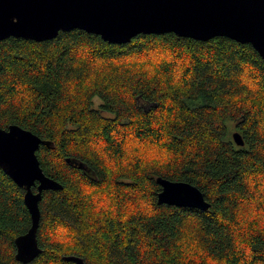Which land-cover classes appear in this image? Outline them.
I'll use <instances>...</instances> for the list:
<instances>
[{
	"label": "trees",
	"instance_id": "16d2710c",
	"mask_svg": "<svg viewBox=\"0 0 264 264\" xmlns=\"http://www.w3.org/2000/svg\"><path fill=\"white\" fill-rule=\"evenodd\" d=\"M11 124L55 143L37 153L63 185L43 192V250L26 264H264V61L250 43L171 32L115 44L82 29L1 40ZM158 176L196 185L211 208L160 204ZM24 193L0 167V264H24Z\"/></svg>",
	"mask_w": 264,
	"mask_h": 264
},
{
	"label": "water",
	"instance_id": "95a60500",
	"mask_svg": "<svg viewBox=\"0 0 264 264\" xmlns=\"http://www.w3.org/2000/svg\"><path fill=\"white\" fill-rule=\"evenodd\" d=\"M72 29L100 35L115 44L129 43L139 34L172 32L201 41L225 36L250 43L264 61V0H0V41L17 37L41 42ZM233 139L237 145L245 143L239 131L233 133ZM41 145L55 147L52 140L18 124L0 126V167L24 189L32 219L28 231L15 238L16 258L24 264L43 250L38 240L43 192L63 188L42 168L37 153ZM67 161L83 166L71 158ZM156 181L161 186L160 204L203 211L212 206L192 183L162 176ZM62 257L92 264L78 254Z\"/></svg>",
	"mask_w": 264,
	"mask_h": 264
},
{
	"label": "rangeland",
	"instance_id": "374dc122",
	"mask_svg": "<svg viewBox=\"0 0 264 264\" xmlns=\"http://www.w3.org/2000/svg\"><path fill=\"white\" fill-rule=\"evenodd\" d=\"M99 103H100L99 100L95 99V107H98Z\"/></svg>",
	"mask_w": 264,
	"mask_h": 264
}]
</instances>
